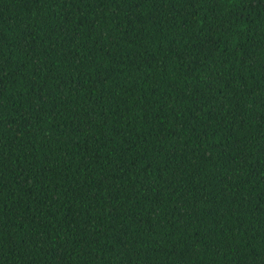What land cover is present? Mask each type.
I'll list each match as a JSON object with an SVG mask.
<instances>
[{
  "label": "trees",
  "instance_id": "obj_1",
  "mask_svg": "<svg viewBox=\"0 0 264 264\" xmlns=\"http://www.w3.org/2000/svg\"><path fill=\"white\" fill-rule=\"evenodd\" d=\"M0 264H264V0H0Z\"/></svg>",
  "mask_w": 264,
  "mask_h": 264
}]
</instances>
